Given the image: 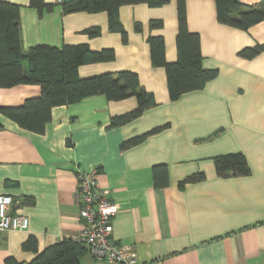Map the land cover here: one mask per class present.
<instances>
[{"label":"crops","instance_id":"0c3cea01","mask_svg":"<svg viewBox=\"0 0 264 264\" xmlns=\"http://www.w3.org/2000/svg\"><path fill=\"white\" fill-rule=\"evenodd\" d=\"M3 1L20 6L24 51L114 50L113 61L81 65L79 77L134 72L156 105L114 126L138 108L137 98L91 96L53 108L43 134L0 114V195L13 198L11 214L29 219L25 231L0 232V264H30L64 240L83 247L81 264H108L80 242L78 176L95 170L98 188L120 206L113 236L137 264H264V51L240 56L264 45V21L243 31L218 21L216 0H186L203 66L218 74L172 101L166 69L153 66L148 39L164 37L167 61L178 60L177 0L123 6L114 29L107 12L65 14L62 3L70 0H45L54 9L43 13L31 0ZM152 21L163 27L152 29ZM41 95L39 85L0 88V107ZM231 154L245 156L249 174H219L216 158Z\"/></svg>","mask_w":264,"mask_h":264},{"label":"trees","instance_id":"16d2710c","mask_svg":"<svg viewBox=\"0 0 264 264\" xmlns=\"http://www.w3.org/2000/svg\"><path fill=\"white\" fill-rule=\"evenodd\" d=\"M167 3L168 0H70L63 2L62 7L65 14L107 12L110 26L114 29L119 9L123 6L148 4L159 7ZM177 3L178 60L174 63L167 61L164 37L151 36L148 39L153 66L166 69L172 101L178 100L186 93L204 89L218 74L217 70L205 69L203 66L201 38L198 33L189 30L186 0H177ZM30 6L40 13L54 9V4H46L45 0H31ZM216 6L218 21L236 29L247 31L264 21V0L259 6H246L238 0H216ZM162 27V21L151 22L152 29ZM262 51L264 45L247 48L240 52V56L252 58ZM114 59V50L94 52L87 45L65 46L62 49L42 45L24 51L20 6L0 0V88L39 85L42 89L41 97L29 99L21 106L0 107V114L21 128L43 134L52 119L53 108L76 104L95 95H105L110 101L137 98L138 108L130 114L114 119L112 123L114 126L125 124L155 106L153 95L142 87L139 76L134 72L124 71L85 79L78 75V68L81 65ZM216 164L219 174L224 176L229 173L234 175L250 173L247 160L242 154L217 157ZM84 255L85 251L80 244L64 240L39 255L30 264H81ZM8 264L17 263L9 261Z\"/></svg>","mask_w":264,"mask_h":264},{"label":"built area","instance_id":"2783aa9c","mask_svg":"<svg viewBox=\"0 0 264 264\" xmlns=\"http://www.w3.org/2000/svg\"><path fill=\"white\" fill-rule=\"evenodd\" d=\"M97 171L80 172L78 176L77 203L85 227L80 242L100 261L108 264H137L128 246L118 244L113 236L112 219L120 206L109 200L110 191L100 189L96 181ZM13 198L0 195V232L25 231L29 219L21 214H11Z\"/></svg>","mask_w":264,"mask_h":264},{"label":"rangeland","instance_id":"374dc122","mask_svg":"<svg viewBox=\"0 0 264 264\" xmlns=\"http://www.w3.org/2000/svg\"><path fill=\"white\" fill-rule=\"evenodd\" d=\"M86 263L87 264V261H84L83 264Z\"/></svg>","mask_w":264,"mask_h":264}]
</instances>
